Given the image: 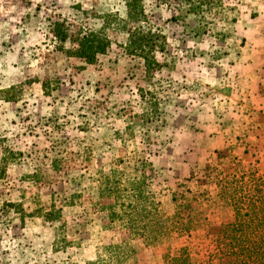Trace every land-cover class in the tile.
<instances>
[{
    "label": "rangeland",
    "instance_id": "obj_1",
    "mask_svg": "<svg viewBox=\"0 0 264 264\" xmlns=\"http://www.w3.org/2000/svg\"><path fill=\"white\" fill-rule=\"evenodd\" d=\"M124 3L0 0V158L14 154L0 173V264H86L125 244L123 264L181 249L217 264L236 212L219 186L264 177V0H142L164 36L154 71L115 44L93 64L55 49L53 21L96 29L106 13L124 42ZM105 177L116 194L101 197ZM132 191L150 212L138 228L109 218Z\"/></svg>",
    "mask_w": 264,
    "mask_h": 264
},
{
    "label": "trees",
    "instance_id": "obj_2",
    "mask_svg": "<svg viewBox=\"0 0 264 264\" xmlns=\"http://www.w3.org/2000/svg\"><path fill=\"white\" fill-rule=\"evenodd\" d=\"M124 7L123 19L129 25L124 42H114L107 35L106 32L115 30L116 25L122 20L116 13H106L99 17L100 23L96 29L67 22L65 19L53 21L50 32L56 44L55 49L67 58L79 60L84 64H93L99 54H104L115 44L123 54L141 59L146 71H154L161 65L156 52H162L165 46L164 36L159 30L153 29L144 11L142 0H125ZM67 42L71 44L70 48H65ZM47 85L42 82L44 91ZM6 150L0 158V173L5 172V164L14 155L13 151ZM111 185L110 180L105 177L98 183L99 195L103 197L106 192L116 194L115 183L114 186ZM219 187L220 194L232 203L236 212L233 222L223 225L218 231L215 241L217 264H264V177L255 178L254 174L247 176L241 174ZM129 194L131 197L129 207L127 206L120 215L116 210L110 211L109 218L111 221L125 218L131 228H138L141 220L147 218L150 212L146 210L141 192L132 191ZM4 207L11 209L14 205L5 204ZM59 230L63 234L65 226L61 224ZM129 252L131 253L132 249L126 244L103 245L95 260L86 264H123ZM188 263L189 258L184 249L163 257V264Z\"/></svg>",
    "mask_w": 264,
    "mask_h": 264
}]
</instances>
